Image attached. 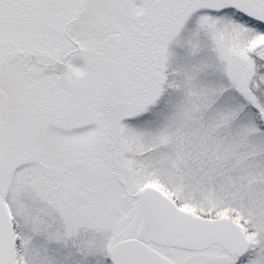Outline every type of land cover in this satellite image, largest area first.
Instances as JSON below:
<instances>
[{"label": "snow or ice", "instance_id": "obj_1", "mask_svg": "<svg viewBox=\"0 0 264 264\" xmlns=\"http://www.w3.org/2000/svg\"><path fill=\"white\" fill-rule=\"evenodd\" d=\"M0 264H264V0H0Z\"/></svg>", "mask_w": 264, "mask_h": 264}]
</instances>
